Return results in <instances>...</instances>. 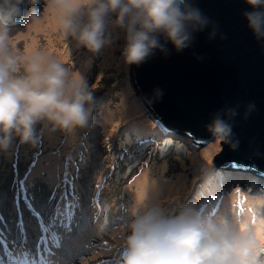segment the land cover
<instances>
[{
    "label": "rangeland",
    "instance_id": "374dc122",
    "mask_svg": "<svg viewBox=\"0 0 264 264\" xmlns=\"http://www.w3.org/2000/svg\"><path fill=\"white\" fill-rule=\"evenodd\" d=\"M45 4L33 11L40 23L34 25L31 15L10 29V42L19 55L26 48L42 51L78 71L95 106L86 128L52 130L42 122L34 145L15 137L8 150H0V264H122L131 210L140 201L167 215L189 204L211 207L213 214H240L233 208L238 200L233 193H211L217 184L215 139L205 146L190 140L196 147H188L178 137L170 140V134L155 140L126 128H140L144 119L134 118L147 110L133 97L130 65L122 55L125 31L116 25L115 14L105 32L111 42L93 53L74 37L62 36L53 15L45 18ZM24 74L21 65L16 75ZM208 184L210 193L204 194ZM244 207H253L251 199ZM244 215L250 222L251 214Z\"/></svg>",
    "mask_w": 264,
    "mask_h": 264
},
{
    "label": "clouds",
    "instance_id": "9594fccd",
    "mask_svg": "<svg viewBox=\"0 0 264 264\" xmlns=\"http://www.w3.org/2000/svg\"><path fill=\"white\" fill-rule=\"evenodd\" d=\"M245 2L252 9L243 13L248 27L257 39L264 38V0ZM22 3L0 0V150L4 151L15 137L34 145L39 139L36 126L42 122L52 130L86 128L95 106L94 95L78 71L42 51L26 48L19 55L9 33L23 15ZM44 11L45 18L50 12L56 19L64 38L74 37L93 53L111 42L105 32L110 14H115L116 25L125 31L124 60L137 66L160 47L158 34L180 51L208 22L193 0H46ZM32 20L34 25L40 23L35 13ZM21 65L25 74L16 75ZM207 127L215 137L218 155L223 144L229 143L231 125L218 114ZM230 146L235 149L237 144ZM233 194L251 199L253 208L264 212V192L249 196L238 186ZM232 204L235 208L236 202ZM131 214L122 264H258L257 253L264 249V234L241 213L213 214L211 207L189 204L167 215L140 201Z\"/></svg>",
    "mask_w": 264,
    "mask_h": 264
},
{
    "label": "water",
    "instance_id": "95a60500",
    "mask_svg": "<svg viewBox=\"0 0 264 264\" xmlns=\"http://www.w3.org/2000/svg\"><path fill=\"white\" fill-rule=\"evenodd\" d=\"M43 1L23 0L16 26ZM193 3L207 24L180 51L158 34L160 47L140 65H130L131 85L155 122L190 134L200 146L215 139L207 126L219 114L232 134L216 153V167L264 177V38L257 39L248 27L243 13L252 9L245 0Z\"/></svg>",
    "mask_w": 264,
    "mask_h": 264
},
{
    "label": "trees",
    "instance_id": "16d2710c",
    "mask_svg": "<svg viewBox=\"0 0 264 264\" xmlns=\"http://www.w3.org/2000/svg\"><path fill=\"white\" fill-rule=\"evenodd\" d=\"M11 29H14L13 27ZM134 99L136 100L137 104H141V102L139 101L138 97L133 96ZM142 105V104H141ZM140 105V106H141ZM142 108V106H141ZM135 120H140V119H144V121H142L140 123V128H136L135 125L133 126H129L126 128H128V130L132 133V132H141V134L144 135H148V137H152L151 135H154L155 140L161 139L162 137H166L167 134L172 135L170 140H174L176 137H178L179 139H182L184 141H186V143L188 144L187 146L190 147L191 141L190 138L186 135H181V134H176V133H171L168 132L167 130H165V128H163L161 125H159L157 122H155L148 114L147 111L144 110V112H142V116L139 117L138 119L134 118ZM134 122L133 120L131 121V123ZM130 123V124H131ZM129 125V124H128ZM166 134V135H164ZM192 147H196V146H192ZM215 170H216V177H217V184H216V189L214 191H212L211 193H214V195L218 196L220 194L224 193H233V191H230L234 186L236 187H240L242 189L243 192L245 193H251V194H259L262 191H264V177L259 176L255 173H250V172H245V171H240V170H221L218 169L215 166ZM236 178H238V180H236ZM250 178V179H249ZM203 176H199L198 181H203ZM219 179V181H218ZM247 180H250L251 182H248ZM259 180H261V182H259ZM197 178L195 179L194 185L195 183H198ZM209 187L210 185L208 184L207 186L204 187V194H208L209 192ZM222 188L224 191L219 190V188ZM194 189V187H193ZM249 190H251V192H249ZM193 190H191L192 192Z\"/></svg>",
    "mask_w": 264,
    "mask_h": 264
},
{
    "label": "snow or ice",
    "instance_id": "6c2138e0",
    "mask_svg": "<svg viewBox=\"0 0 264 264\" xmlns=\"http://www.w3.org/2000/svg\"><path fill=\"white\" fill-rule=\"evenodd\" d=\"M246 203H247L246 198L240 197L237 200L234 207L238 208L239 213L241 214H244L245 212L250 213L251 214L250 224L252 225V227L259 229L261 234H264V213L258 215L256 209L253 207L245 209L244 205ZM257 256H258V261L260 257H264V249L259 250ZM260 264H264V262H260Z\"/></svg>",
    "mask_w": 264,
    "mask_h": 264
},
{
    "label": "bare ground",
    "instance_id": "6f19581e",
    "mask_svg": "<svg viewBox=\"0 0 264 264\" xmlns=\"http://www.w3.org/2000/svg\"><path fill=\"white\" fill-rule=\"evenodd\" d=\"M86 65H87V64H86ZM84 68H85V67H84ZM126 101H127V99H126ZM126 104H127V102H126ZM110 115H112V114H110ZM183 134H185V133H183ZM233 171H234V170H233ZM57 172H58V171H57ZM162 182H163V181H162ZM162 182H161V183H162ZM163 184H164V183H163ZM164 185H166V184H164ZM168 186H169V185H168ZM168 186H167V187H168ZM163 187H164V186H163ZM163 187H161V191H162V188H163ZM165 189H166V188H165ZM165 191H166V190H165ZM167 192H168V191H167ZM165 193H166V192H165ZM171 196H172V195H171ZM171 196H170V197H171ZM175 196H176V194H175ZM179 196H180V195H179ZM172 197H174V196H172ZM167 201H168V200H167ZM169 201H170V199H169ZM167 204H168V203H167ZM26 251H27V250H26ZM28 258H29V257H28ZM29 259H30V258H29ZM46 260H47V259H46ZM47 261H48V260H47ZM43 262H44V261H43ZM48 262H49V261H48ZM31 263H32V262H31ZM34 263H35V262H34ZM47 264H48V263H47Z\"/></svg>",
    "mask_w": 264,
    "mask_h": 264
}]
</instances>
